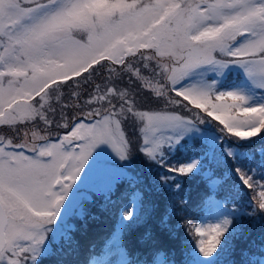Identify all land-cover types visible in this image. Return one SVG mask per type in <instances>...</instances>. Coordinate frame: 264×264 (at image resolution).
<instances>
[{
	"label": "snow or ice",
	"instance_id": "snow-or-ice-1",
	"mask_svg": "<svg viewBox=\"0 0 264 264\" xmlns=\"http://www.w3.org/2000/svg\"><path fill=\"white\" fill-rule=\"evenodd\" d=\"M233 68L245 79L220 90ZM134 82L164 107L138 105ZM53 94L57 127H70L64 109H88V122L74 120L54 143L43 134L56 113ZM129 120L139 124L135 148L124 129ZM0 126L11 130L0 135V264H40L57 235L71 242L72 226L62 221L87 199L73 192L86 166L108 178L109 193L118 184L135 189L106 241L104 264H174L151 230L141 236L144 259L124 239L157 215L166 230L177 214L171 199L161 210L138 187L145 180L132 171L135 153L166 167L150 186L161 193L181 189L176 176L203 171L201 202L217 214L213 223L189 225L199 239L184 264H225L244 218L264 214V145L250 151L255 137L264 140V0H0ZM190 141L202 156L167 167L166 156ZM222 165L253 191L254 206L233 203L235 185L225 189Z\"/></svg>",
	"mask_w": 264,
	"mask_h": 264
},
{
	"label": "rangeland",
	"instance_id": "rangeland-1",
	"mask_svg": "<svg viewBox=\"0 0 264 264\" xmlns=\"http://www.w3.org/2000/svg\"><path fill=\"white\" fill-rule=\"evenodd\" d=\"M211 76H212V74H209V76L207 78L210 79ZM243 79H245V78L242 76L241 71L238 68H233V71L231 72V74L228 78L220 80V85H219L220 90H222V91L223 90H232L233 86L241 83V81ZM96 82L99 83L100 81L97 80ZM124 83L125 84L127 83V77H125ZM73 87H74L73 85L69 84V85L65 86L64 88H62L61 91H62L64 97L68 96V94L70 93V91ZM85 87H87V86H85ZM129 87L132 89V91L134 93H136L133 98L136 100L137 104L138 105L143 104L145 110L149 109V108H157V107L163 108L164 107V103L162 101L157 106L155 103V97H152L151 95L146 94L147 89L141 88L140 84L138 82H134L133 84L129 85ZM55 95L56 94H53V104L56 107V113L54 115L50 114V118L53 119V124L50 128H47L45 133H43V134L48 135L50 137V142H53V143L58 142L59 137H62L63 135L67 134L71 130V125H72V122L74 120L76 122H79V121L88 122L87 117L84 115V113H86L88 111V109L86 107L83 109V112H81L80 109L70 108V109H64V112L68 118L70 127L67 129L57 127V124L62 123V121H61V117H60L61 108L55 102ZM171 95H174V93H172ZM259 95H261V93L258 91L257 96H259ZM84 98H86V97H82V99H84ZM179 99H182V98H179ZM169 107H171V106H169ZM177 110L183 111V109H177ZM213 123L215 124L218 122H213ZM39 126L42 129L44 128L43 124H40ZM200 127L203 128L205 126L201 125ZM124 129H125L126 135L132 141L133 148H135L136 144L142 143V139L140 138V133H139L138 122L133 123V121H131V120L126 121L124 124ZM0 135H6V136L11 135V130L7 129L3 126H0ZM254 140L256 141V143L250 147V151H253V152L256 149H258L259 147H261V145H264V140H262L260 136L255 137ZM14 142H20L19 136H16L14 138ZM187 147H191L192 152H194L195 154H192L189 158H184L183 160H185V161H182L180 164L187 162L191 157L202 156V154H203L202 147L198 141H196V142L190 141L184 148L180 149L179 153L180 154L188 153L189 151L186 149ZM179 156H181V155H179ZM256 158L259 159L258 153H256ZM167 159H169V160L166 161V166L167 167H174V166H176V164H177L176 162L180 158L178 156H176L174 153H171L169 158H167ZM203 163H204V167L207 168L209 162L207 160H204ZM132 164H133L132 171L134 173L140 174L144 178L145 183L149 186L150 194L152 192L158 193V191H159L158 186L154 190L150 188V186L152 184L156 183V181H157L156 175L153 174V171H154L156 166L150 167L149 166L150 162L146 161L144 159V157L142 156V154H140V153L134 154V159L132 161ZM213 166H215V165H213ZM232 166L233 167L235 166L234 161L232 162ZM252 167L255 168V164H253ZM219 174H221L224 177L226 190L228 188H232V186L235 185V188L232 189V195L234 196L233 203L236 206H245V204H243V203L240 205H238L236 203V200H239V199L242 200L243 202H245L246 204H249V205H250V202L253 203L251 201V199H249V200L242 199V196L247 195L249 193V191L251 192L252 190L245 187V186H242L241 182L238 180V178L236 176L230 174V172L228 170V165H222L219 169ZM202 175H203V171L201 173L191 175V176H176V178L182 179L183 177H187L188 179H190L191 184H197V183L201 182V176ZM253 175H254V179H256L258 181L260 180L261 174L259 171L253 173ZM107 179L108 178L99 169L89 172V170L86 166L85 171L81 173V180L77 181V185L79 187L77 189V186H74L73 192L75 193V192H77V190H79V192L82 194V197H87V199H83L82 206L79 207L74 212L73 215L65 218V220L62 221L64 227H67L69 225L72 226V229H73L71 232L72 240L69 243L67 241L62 240L57 235L54 240H51L47 244L46 247H47L48 251L42 257H40V264H60V262H63V260H64L63 258L73 251V248L75 247V245H74L75 242L81 236H83V235L88 236L92 232L91 228L94 226H98V222L102 218L104 219L105 217L112 215V213L114 212L115 202L117 201V199H120L121 197H123L124 192H125L124 188L127 187L128 185L127 184H123V185L118 184L115 186V190L112 191L111 193H109V192H107L106 187H105V185L107 183ZM138 187L143 189L142 186H138ZM172 191H173V189H172ZM172 191L167 195L168 198L170 196L179 195V191H174V192H172ZM133 193L134 192H132V197H133ZM71 195L72 194L70 193V196ZM253 195H254V193H253ZM164 197L166 198V195ZM149 200L154 201V197H150ZM130 202H131V200H130ZM130 202L128 204H130ZM155 202L158 204L157 200H155ZM176 204H177V202H176ZM254 204H255V202L253 203V205ZM231 206H232V204L229 205V207H231ZM206 207H207V213L205 216H203V218H202L201 222L198 224V226L201 223L207 224V223H213L214 222L213 218L217 214L216 208L210 204H207ZM184 208H185V204L180 205L178 208L176 207V212H177L176 217H177L178 222L183 221ZM119 215H120V211L117 212L115 215L117 221L119 220ZM155 217L156 216L149 219L146 223L142 224V226L147 224L148 222H155L158 225V221L156 220ZM256 218H257L256 223H253L251 225V228H250V230H252L251 232L253 234L255 233L258 224H260V227L263 228V226L261 225V222L264 221V214L258 213L256 215ZM165 232H167V231H165ZM128 235L129 234H127L125 236H128ZM124 239H125V237H124ZM61 252H63L64 255H61ZM103 257H104V255L103 256H97L98 264H104ZM226 257L233 260V255L226 256ZM114 259L115 258H113V260ZM261 264H264V257L262 258Z\"/></svg>",
	"mask_w": 264,
	"mask_h": 264
},
{
	"label": "trees",
	"instance_id": "trees-1",
	"mask_svg": "<svg viewBox=\"0 0 264 264\" xmlns=\"http://www.w3.org/2000/svg\"><path fill=\"white\" fill-rule=\"evenodd\" d=\"M186 149L189 151L186 154H180V150L174 153L180 158L176 162V166H179L182 161H185L183 160L184 158H189L192 154H195L194 152H192L191 147H187ZM169 156L170 154L166 156V161L169 160L167 159L169 158ZM165 173L166 168H161L158 166H156L153 171V174H155L156 177L158 176V174L163 175ZM176 180L182 185L181 189L179 190V195L170 196L169 198L167 195L170 192L165 191L161 193L160 191H158V193L152 192L150 194L149 186L146 183L144 185H140L143 187V190L149 192V195L147 197L148 199L150 197H154V201L157 200L161 210L163 209V202L165 199H171L177 208L182 205V200L187 201L183 211V221L178 222L176 215L169 216V228L166 230H160L155 222H148L147 224L131 232L128 236H125V241L128 243L130 250L139 251L141 253L140 259L145 258L144 245L141 242V236L145 231H152L155 236L157 246L163 248L166 251L169 260L174 261V264H184L185 251L190 250L194 246L196 240L199 238L194 233L189 232L188 228L189 225L198 226V224L201 222V219L203 218L202 216L207 212V204H203L201 202L205 191L204 186L202 182L191 184L190 179H188L187 177H183L182 179L176 178ZM261 182L264 183V181ZM124 189L125 192L123 197L117 199V201L115 202L114 212L112 213V215L107 216L104 219L102 218L98 222V226H94L91 228L92 232L90 231L91 233L88 236H81L75 242L73 251L65 256L63 258V262H60V264H85V261L90 260L92 256L97 257L104 255L106 241L109 242V237L111 236L113 229L117 225V219L115 215L123 208L125 204H128L130 202L132 198V192L135 191V189L129 186L125 187ZM174 191L177 190L173 187L172 192ZM165 195L166 198L164 197ZM252 197L253 192L249 191L247 195L242 196V199H251V201L254 203L255 201L252 200ZM236 203L238 205L243 203L246 207L253 205V203L251 202L250 205L246 204L240 199L236 200ZM155 218L158 221L159 216L157 215ZM256 221V216L251 220L248 218H244V235L233 241L234 251L231 253V255H233V260L225 257V264H227L228 260H231L233 264H242V261L243 264H256L258 262H261L262 258L264 257V221L261 222L263 228H261L260 224H258L257 229L253 234L250 228L253 223H256ZM61 255H64L63 252H61Z\"/></svg>",
	"mask_w": 264,
	"mask_h": 264
}]
</instances>
